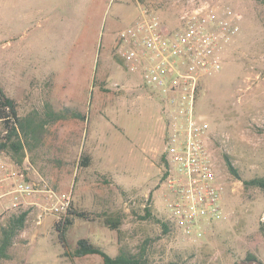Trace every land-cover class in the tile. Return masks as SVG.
<instances>
[{
    "label": "rangeland",
    "instance_id": "rangeland-1",
    "mask_svg": "<svg viewBox=\"0 0 264 264\" xmlns=\"http://www.w3.org/2000/svg\"><path fill=\"white\" fill-rule=\"evenodd\" d=\"M209 1L239 16V32L223 50L222 68L203 79L195 99L193 117L207 130L224 192L222 216L191 240L172 224L166 206V128L157 129L155 107L140 102L124 82L120 73L131 72L116 49L118 31L140 9L176 28L188 0H110L105 6L0 0V86L16 100L19 114L49 101L55 109L69 105L86 115L47 126L21 165L0 153V226L13 207L28 210L10 257L0 264H102L99 254L62 255L81 237L111 255L120 247L143 248L146 264H246L247 252L264 264V192L245 187L226 162L228 157L242 178L264 175V0ZM36 33L40 41L29 47ZM83 155L87 165H80ZM12 168L39 184L38 191L19 195L16 205ZM47 188L69 194L68 208L90 217L74 218L66 246L55 224L67 210H50ZM144 206L152 218H140ZM105 216L120 218L118 228L104 225Z\"/></svg>",
    "mask_w": 264,
    "mask_h": 264
},
{
    "label": "built area",
    "instance_id": "built-area-1",
    "mask_svg": "<svg viewBox=\"0 0 264 264\" xmlns=\"http://www.w3.org/2000/svg\"><path fill=\"white\" fill-rule=\"evenodd\" d=\"M238 18L229 7L188 0L176 28L166 27L155 13L140 9L116 35L125 69L137 73L144 87L162 97L166 206L172 224L191 240L202 235L205 223L223 214L224 184L207 130L194 120L193 110L203 79L222 68L223 50L239 32ZM9 177L13 179V205L19 195L39 190V184L27 180L22 170L10 169ZM44 190L52 201L50 210L64 213L69 194Z\"/></svg>",
    "mask_w": 264,
    "mask_h": 264
},
{
    "label": "trees",
    "instance_id": "trees-1",
    "mask_svg": "<svg viewBox=\"0 0 264 264\" xmlns=\"http://www.w3.org/2000/svg\"><path fill=\"white\" fill-rule=\"evenodd\" d=\"M69 117L84 120L86 115L77 108L69 105L55 109L49 101H44L41 109H33L24 115H20L16 100L6 94L0 86V153L3 152L8 155L14 164L21 165L26 152L33 150L42 143L43 133L46 131L47 126ZM162 157L166 162L164 154ZM88 161V155H83L80 160V165H87ZM226 162L231 173L241 179L245 187H258L264 192V175L242 178L228 157L226 158ZM13 208L6 222L0 226V259L10 257L8 248L12 245L18 232L24 227L28 215L27 209H19L17 206ZM75 217L90 219L85 212L68 208L63 218L56 221L55 225L59 231V237L65 246L66 233L72 226ZM140 218H152V212L149 206H144ZM100 220L104 225L112 229H117L120 224V218L105 216ZM161 224L163 230L167 231L169 227L167 223L162 222ZM259 228L264 231V224L260 223ZM87 254H99L102 257V264H146L143 248L140 251L131 252L120 247L118 253L111 255L84 237L77 240L76 246L73 249L69 250L65 248L62 252L63 256L70 258L81 257ZM242 262L246 264H263L251 252L246 253Z\"/></svg>",
    "mask_w": 264,
    "mask_h": 264
},
{
    "label": "crops",
    "instance_id": "crops-1",
    "mask_svg": "<svg viewBox=\"0 0 264 264\" xmlns=\"http://www.w3.org/2000/svg\"><path fill=\"white\" fill-rule=\"evenodd\" d=\"M68 1L69 3H72L74 5L87 4L90 6H95V5L105 6L108 5L110 2V0H68ZM119 2L122 4L123 2H126V0H119ZM39 35L41 36V34L36 33L32 36V38L28 40L29 47L36 46L38 44V42L40 41ZM52 35L53 37H55L57 34L55 31H53ZM120 75L122 76L125 83L130 84V86H132L133 89L137 91L135 93L137 94V97L140 99V102H145L155 107L156 109L155 126L160 132H165L166 119L162 114L161 95L158 92H151L148 88L144 87L141 84L140 77L137 73H132V72L126 73L124 71L121 72Z\"/></svg>",
    "mask_w": 264,
    "mask_h": 264
}]
</instances>
